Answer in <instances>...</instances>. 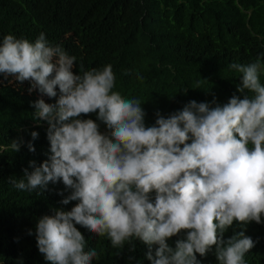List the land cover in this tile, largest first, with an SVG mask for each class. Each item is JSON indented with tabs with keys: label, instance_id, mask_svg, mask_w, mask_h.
Here are the masks:
<instances>
[{
	"label": "clouds",
	"instance_id": "obj_1",
	"mask_svg": "<svg viewBox=\"0 0 264 264\" xmlns=\"http://www.w3.org/2000/svg\"><path fill=\"white\" fill-rule=\"evenodd\" d=\"M75 61L44 33L34 43L12 34L0 41V76L28 81L30 93L49 98L59 90L54 104H32L33 119L48 125L50 155L38 166L29 161L32 170L9 181L27 192L62 182L71 191L60 203L78 201L70 211L56 209L37 220L38 251L50 264H92L98 253L85 251L79 225L107 237L115 249L128 244L134 250L132 242H142L151 264H200L197 254L203 257L213 246L218 264H246L244 256L256 242L244 231L227 240L223 234L234 221L259 224L264 216L261 56L229 65L241 74L236 91L242 98L233 95L214 107L192 100L167 118L157 113L148 127L141 102L113 91L111 65L81 75L72 71ZM92 113L110 136L93 119L80 118ZM30 135L35 140L39 134ZM21 143L0 145V153L19 152ZM27 147L35 152L31 141ZM182 231L185 237L170 247L166 241Z\"/></svg>",
	"mask_w": 264,
	"mask_h": 264
},
{
	"label": "trees",
	"instance_id": "obj_2",
	"mask_svg": "<svg viewBox=\"0 0 264 264\" xmlns=\"http://www.w3.org/2000/svg\"><path fill=\"white\" fill-rule=\"evenodd\" d=\"M40 33L75 56L74 74L111 65L113 91L141 102L148 127L157 113L167 118L192 100L214 107L233 95L242 98L236 91L241 74L229 65L249 64L257 56L264 61V0H0V41L12 34L34 43ZM10 78L0 76V145L22 143L19 152L0 153V264H50L38 251L36 222L56 209L70 211L78 201L60 203L71 191L62 182L27 192L9 181L22 178L25 168L31 171L29 161L38 166L50 155L48 125L33 119L32 104L37 99L54 104L59 90L49 98L30 93L28 81ZM260 81L264 85V74ZM80 118L96 121L99 131L107 128L95 113ZM32 131L39 134L35 140ZM30 141L35 152L28 150ZM75 226L85 238V251L98 253L92 264H151L142 242L134 240V250L128 244L115 249L107 237ZM240 231L256 242L244 256L246 264H264V216L259 224L234 221L223 238ZM184 237L182 231L166 242L175 248ZM197 260L218 264L215 246L203 257L197 254Z\"/></svg>",
	"mask_w": 264,
	"mask_h": 264
},
{
	"label": "rangeland",
	"instance_id": "obj_3",
	"mask_svg": "<svg viewBox=\"0 0 264 264\" xmlns=\"http://www.w3.org/2000/svg\"><path fill=\"white\" fill-rule=\"evenodd\" d=\"M10 80H13V77H11ZM100 132L108 136L110 135V130L108 128H103L100 130Z\"/></svg>",
	"mask_w": 264,
	"mask_h": 264
}]
</instances>
